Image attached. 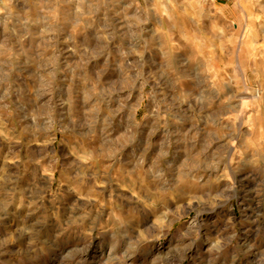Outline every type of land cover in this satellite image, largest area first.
Here are the masks:
<instances>
[{
    "label": "rangeland",
    "instance_id": "374dc122",
    "mask_svg": "<svg viewBox=\"0 0 264 264\" xmlns=\"http://www.w3.org/2000/svg\"><path fill=\"white\" fill-rule=\"evenodd\" d=\"M0 264H264V0H0Z\"/></svg>",
    "mask_w": 264,
    "mask_h": 264
}]
</instances>
